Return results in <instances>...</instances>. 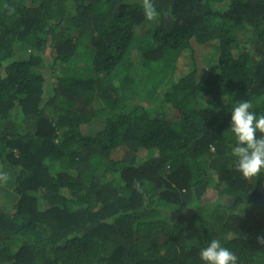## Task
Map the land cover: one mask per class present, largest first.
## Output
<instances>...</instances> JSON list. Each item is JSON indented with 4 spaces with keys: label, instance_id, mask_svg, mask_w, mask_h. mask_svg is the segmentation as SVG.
<instances>
[{
    "label": "trees",
    "instance_id": "16d2710c",
    "mask_svg": "<svg viewBox=\"0 0 264 264\" xmlns=\"http://www.w3.org/2000/svg\"><path fill=\"white\" fill-rule=\"evenodd\" d=\"M153 2L0 0V264H205L213 239L264 264L229 129L264 115V0Z\"/></svg>",
    "mask_w": 264,
    "mask_h": 264
},
{
    "label": "clouds",
    "instance_id": "9594fccd",
    "mask_svg": "<svg viewBox=\"0 0 264 264\" xmlns=\"http://www.w3.org/2000/svg\"><path fill=\"white\" fill-rule=\"evenodd\" d=\"M146 20L155 21L160 13L153 0H142ZM249 100H241L231 108L230 131L235 137L231 154L235 158V170L245 179L253 178L264 171V115H257ZM259 133V136L257 135ZM10 175L0 168V184H7ZM258 244L264 245V234L257 235ZM200 259L205 264H237L234 252L213 239L200 250Z\"/></svg>",
    "mask_w": 264,
    "mask_h": 264
},
{
    "label": "rangeland",
    "instance_id": "374dc122",
    "mask_svg": "<svg viewBox=\"0 0 264 264\" xmlns=\"http://www.w3.org/2000/svg\"><path fill=\"white\" fill-rule=\"evenodd\" d=\"M179 65H180L181 68H183L182 62H180ZM211 197L216 198V195H213V196H211ZM175 212L178 213V210H176Z\"/></svg>",
    "mask_w": 264,
    "mask_h": 264
}]
</instances>
